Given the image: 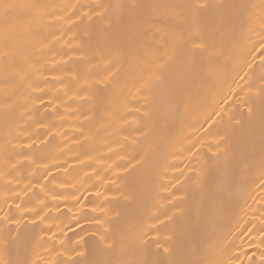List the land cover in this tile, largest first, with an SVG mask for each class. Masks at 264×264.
<instances>
[{
  "label": "bare ground",
  "instance_id": "obj_1",
  "mask_svg": "<svg viewBox=\"0 0 264 264\" xmlns=\"http://www.w3.org/2000/svg\"><path fill=\"white\" fill-rule=\"evenodd\" d=\"M0 264H264V0H0Z\"/></svg>",
  "mask_w": 264,
  "mask_h": 264
}]
</instances>
